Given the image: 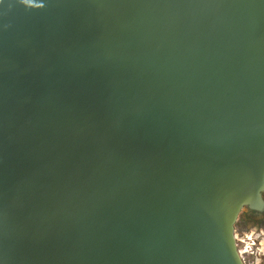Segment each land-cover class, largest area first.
<instances>
[{
    "label": "water",
    "instance_id": "95a60500",
    "mask_svg": "<svg viewBox=\"0 0 264 264\" xmlns=\"http://www.w3.org/2000/svg\"><path fill=\"white\" fill-rule=\"evenodd\" d=\"M263 194L264 0H0V264H245Z\"/></svg>",
    "mask_w": 264,
    "mask_h": 264
},
{
    "label": "built area",
    "instance_id": "2783aa9c",
    "mask_svg": "<svg viewBox=\"0 0 264 264\" xmlns=\"http://www.w3.org/2000/svg\"><path fill=\"white\" fill-rule=\"evenodd\" d=\"M258 235V233L254 234L252 232L249 235L237 236L239 252L245 264H260L259 256H261L260 252L264 249V242L257 239ZM254 244H257V247H254ZM254 248H257V252H252Z\"/></svg>",
    "mask_w": 264,
    "mask_h": 264
},
{
    "label": "flooded vegetation",
    "instance_id": "af4514ba",
    "mask_svg": "<svg viewBox=\"0 0 264 264\" xmlns=\"http://www.w3.org/2000/svg\"><path fill=\"white\" fill-rule=\"evenodd\" d=\"M264 197V194H263ZM249 212V213H248ZM247 213H243L239 225L246 229V231L253 229L254 234L258 233V238L260 241L264 242V210L263 211H251L248 210ZM257 247V244L253 245ZM256 251L257 248H254L252 252ZM259 263L264 264V249L260 252Z\"/></svg>",
    "mask_w": 264,
    "mask_h": 264
},
{
    "label": "rangeland",
    "instance_id": "374dc122",
    "mask_svg": "<svg viewBox=\"0 0 264 264\" xmlns=\"http://www.w3.org/2000/svg\"><path fill=\"white\" fill-rule=\"evenodd\" d=\"M251 233V232H250Z\"/></svg>",
    "mask_w": 264,
    "mask_h": 264
}]
</instances>
